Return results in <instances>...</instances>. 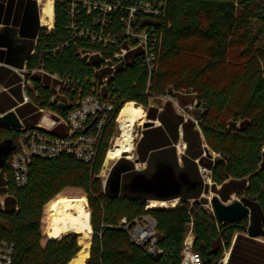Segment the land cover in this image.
<instances>
[{"label":"trees","instance_id":"16d2710c","mask_svg":"<svg viewBox=\"0 0 264 264\" xmlns=\"http://www.w3.org/2000/svg\"><path fill=\"white\" fill-rule=\"evenodd\" d=\"M96 2L113 6L104 37H116L119 47L86 40L68 29L75 5L80 27L99 31L101 24L95 21L104 14L93 6ZM48 5L54 8V29L41 30L27 68H43L71 86L58 94L57 83L51 86L50 78L36 76L38 96L30 95L38 112L46 109L65 117L79 92L93 88L114 110L93 164L66 155L34 158L24 187L15 184L11 168L20 132L0 129V144H14L0 166V195L5 196L0 240L14 245L12 264H69L75 257L70 264H180L190 229L202 264H218L234 237L247 233L250 224L249 217L219 223L205 207L208 199L202 195L209 191L225 203L237 195L255 206L264 231V0H50ZM145 5L157 11H140L136 24L148 31L152 71L145 52L131 50L123 40L124 8ZM120 48L128 52L115 60ZM86 52L102 56L86 58ZM167 96L181 107L194 106L189 113L193 118L180 114L171 99L161 109L151 104ZM126 103L141 106L160 125L143 130L137 141L136 161L145 163L144 169L122 157L103 180L100 173ZM181 139L186 149L179 155ZM199 166L211 171L212 186L202 179ZM176 199L172 209H147L152 200ZM143 214L157 222L160 254L147 252L119 228L123 220L132 222ZM53 218H61L53 221L55 234L71 233L55 237ZM77 233L82 242L93 233L92 244L81 250ZM233 255L228 264H233Z\"/></svg>","mask_w":264,"mask_h":264},{"label":"built area","instance_id":"2783aa9c","mask_svg":"<svg viewBox=\"0 0 264 264\" xmlns=\"http://www.w3.org/2000/svg\"><path fill=\"white\" fill-rule=\"evenodd\" d=\"M93 6L95 8L100 7V10L104 14L102 18H96L95 21L96 24H101L99 31L80 27L82 23L79 22V14L75 11V5L72 6L69 14L68 29L70 32L75 31L78 33L79 37L86 40L91 39L99 43L117 45L118 40L116 37H104V28L108 24L106 15H109L113 11V6L106 3L100 5L97 2L94 3ZM124 9L128 16L121 18L125 25L123 40L128 42L131 50L141 48L145 52L146 62L149 65L148 68L152 71L154 68L152 64L154 58L153 55L148 52L150 42L148 31L140 30L136 24L137 14L140 11H143L145 14L157 13V11H154L150 5H145L144 7L132 6ZM134 43L137 45L134 46ZM117 47H119V45H117ZM127 52V48H120L119 52L114 53L113 58L115 60H121L125 57ZM91 55L102 56L101 53L97 52H86L83 54L86 58H89ZM108 61V59L104 60V62ZM15 71L21 78L24 103L32 101L30 91L34 93L35 97L38 96L34 88L36 76H46L50 78L52 81L51 86L57 83L56 90L58 94L71 86L66 78L51 74L43 68L30 70L25 67L16 69ZM106 80L107 78L104 79V81ZM77 97L78 99L75 101L76 105L71 108L67 116L63 117L57 113H51L46 109H40L39 112L45 115L44 119L42 115L37 124L30 127L22 126V128L18 129L20 135L17 141V151L11 159L14 182L18 187L27 185L29 180V165L34 158L50 160L66 155L72 156L87 164H93L97 160L101 140L108 120V114L114 110V106L111 103L105 102L101 95L96 92L95 88L92 89L91 93L86 92L84 94L83 91H80ZM55 99L56 96H53L51 102H55ZM56 103L61 104L62 101H56ZM53 116H55L56 119L52 118ZM51 119L57 120V123L55 126L48 128ZM90 123L91 125H89ZM64 126L65 128L63 129ZM87 127H89V129L85 132ZM199 170L205 183H211V171L203 166H200ZM2 197L3 200L0 207L4 208L5 196L2 195ZM119 228L125 230L132 242L142 247L147 252L155 255L162 253V250L158 248L159 235L157 231V222L149 214L140 215L132 222L123 220ZM189 238H192L191 241H189ZM194 239L193 231L190 229L184 241L180 264H202L201 255L193 250ZM13 257L14 245L0 240V264H12Z\"/></svg>","mask_w":264,"mask_h":264},{"label":"crops","instance_id":"0c3cea01","mask_svg":"<svg viewBox=\"0 0 264 264\" xmlns=\"http://www.w3.org/2000/svg\"><path fill=\"white\" fill-rule=\"evenodd\" d=\"M44 1L47 9L52 10L48 12L50 13L51 26L43 25L41 17L42 0H0V114L4 115L10 111H14L23 127L37 124L40 120V114L35 101L32 100L29 103L23 102L21 78L15 70L28 67L31 58L35 54L41 30L52 31L54 29V8L51 9L48 5L50 0ZM38 78L44 79L40 76ZM50 84L52 83L50 82ZM148 121L155 122L154 126L160 125L159 121L150 119ZM10 130L19 132L18 129ZM181 141L183 140L181 139ZM136 162L139 163L138 161ZM142 164L146 167L145 163ZM174 201L177 203L178 199ZM55 219L60 218H53L51 221V231L55 237H63L65 234L71 232H66L63 235L55 234L52 228ZM189 239L191 240L192 238Z\"/></svg>","mask_w":264,"mask_h":264},{"label":"rangeland","instance_id":"374dc122","mask_svg":"<svg viewBox=\"0 0 264 264\" xmlns=\"http://www.w3.org/2000/svg\"><path fill=\"white\" fill-rule=\"evenodd\" d=\"M42 6H41V17H42L43 25L51 26L52 23H51V19H50V16H49L50 13H48V12H51L52 10L50 11V10L47 9V5H46L44 0H42ZM58 98L61 99V100H67L65 97L62 98L61 95ZM168 99L172 100L173 104L175 105L177 111L180 114H183L186 117H192L193 118V115H189V113H191L194 110V106L181 107L179 101L176 98H169L168 96L167 97H162V98H159V99H157L155 101H152L151 104L153 106L159 107L161 109V107L164 105V103ZM134 104L136 106H138L136 103H134ZM128 105L129 104H126L124 106L123 110L126 109ZM143 110L145 111V119L142 122V124L137 125L135 127V138H134V148L135 149H134V151L132 153H129L126 156H123L125 154V152L122 153V157L128 158L129 160L133 161L135 163V165H136V169H139V170L145 168L144 164L136 162L137 158H136V151H135L136 150L137 141L141 138V132L144 129L143 128L144 123L148 121L147 111L144 108H143ZM122 111H121V113L118 116L117 126H116V129H115L113 138L111 140V145L112 146H114V143H115L116 139L120 136V133H121L119 119H120V117H121V115L123 113ZM39 114H40V118H41L43 114L42 113H39ZM56 123H57V120L51 119L50 123L48 124V128H51V127L55 126ZM64 128H65V126L63 127V129ZM177 149H178V153L180 155L185 152L186 145L184 144L183 141H181L178 144ZM122 157L119 156V158H117L116 161L110 163L108 167L105 166V164H103V168H102L101 173H100V177L103 180H105L108 177V174H109L112 166ZM208 184L210 186H212L213 183L211 181V183L208 182ZM214 196H218V195L215 194L213 191H209V192L205 193V195L203 196L204 198L208 199V203L205 204V207L208 208L212 212H213V210H212L211 200H212V198ZM2 200H3V197H2V195H0V206H1ZM237 200L244 201L243 199H241L237 195H233L231 200H230V202H227V203L223 202V203L228 205V204H231V203H233V202H235ZM175 203H176V201H175ZM251 207L252 206H250V208ZM253 219L255 220V225L250 230V228L252 226V220ZM261 221H262V215H261V213L259 211L256 212L255 214L252 213L251 216L249 217L250 228H248L247 233L239 234V237L237 239H236V237H234L231 248L229 250L225 251L221 261L218 264H228L232 254H234L233 255V260H232L233 264H264V231L261 229ZM250 231L253 234H255L256 236L255 237L250 236ZM78 235H79V244H80V242H82V239H81L82 236H80V234H78ZM92 238H93V235L91 236V240H92ZM85 240H87V239H83V242ZM89 240H90V237H89ZM236 242H238L237 246H236ZM234 246H236L235 250H233ZM234 251H235V253H234ZM258 261H262L263 263H257ZM245 262H247V263H245Z\"/></svg>","mask_w":264,"mask_h":264},{"label":"water","instance_id":"95a60500","mask_svg":"<svg viewBox=\"0 0 264 264\" xmlns=\"http://www.w3.org/2000/svg\"><path fill=\"white\" fill-rule=\"evenodd\" d=\"M60 107L63 109L68 108L67 106H64L63 104H60ZM154 125H155V122L147 121L144 123L143 128L148 129L150 127H153ZM22 126L23 125H22L21 121L19 120V118L17 117V115L14 111H10L4 115L0 114V129L1 128L20 129V128H22ZM88 129H89V127L86 128L85 132ZM13 148H14V144H13L12 140H7V141L3 142L2 144H0V166L1 167H3V165H4L5 157ZM206 155H207V152H206ZM202 179H203V177H202ZM211 205H212V210L214 212V215H215V217L219 223L239 221V220L244 219L246 217H250L252 213L255 214L256 212L259 211L255 206H253L252 204H249L245 200L244 201L237 200V201L227 205V204L223 203L218 196H214L212 198ZM250 206H252L251 207L252 209L250 208ZM254 225H255V220L253 219L252 220V226H251L250 230L252 229V227H254ZM69 233H71V232H69ZM69 233H67V234H69ZM74 233H76V232H74ZM67 234H65V235H67ZM92 235H93V233H92ZM250 236L255 237L256 235L250 231ZM86 243H87V240H85L83 242V244H80L81 250ZM91 244H92V240H91Z\"/></svg>","mask_w":264,"mask_h":264},{"label":"bare ground","instance_id":"6f19581e","mask_svg":"<svg viewBox=\"0 0 264 264\" xmlns=\"http://www.w3.org/2000/svg\"><path fill=\"white\" fill-rule=\"evenodd\" d=\"M126 109H122L123 113L119 119L120 123V136L116 139L114 146H112L108 152V156L105 162V166H109L110 163L122 157V153L125 152V156L134 151V138H135V127L142 124L145 119V111L142 107L136 106L134 103H128ZM123 155V156H124ZM175 207V201H155L149 202L147 209H171ZM189 241H191L189 239ZM91 242L87 239V243ZM83 244V243H82ZM85 246V245H84ZM83 249V248H82Z\"/></svg>","mask_w":264,"mask_h":264}]
</instances>
